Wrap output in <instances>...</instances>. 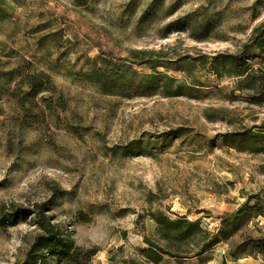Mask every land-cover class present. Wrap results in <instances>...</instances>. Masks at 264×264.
<instances>
[{
    "label": "rangeland",
    "instance_id": "1",
    "mask_svg": "<svg viewBox=\"0 0 264 264\" xmlns=\"http://www.w3.org/2000/svg\"><path fill=\"white\" fill-rule=\"evenodd\" d=\"M7 1L12 13L0 21V83L6 90L0 93V217L18 210L27 217L0 228V264L23 262L40 233L34 212L43 204L49 208L44 215L77 247L97 250L92 264L142 262V236L157 238L149 212L199 220L215 233L220 218H232L247 204L230 239L201 259L165 257L160 264H264L252 249L264 240V155L220 142L229 133L258 132L264 107L248 103L249 93L235 91V81L205 73L196 76L205 84L199 101L159 95L128 100L74 76L99 68L96 58L122 64L131 51L238 54L253 29L264 25V0ZM206 22L212 28L198 42ZM252 63L264 69L260 59ZM17 69L22 76L48 74L66 112L16 129L8 94L17 77L9 84L8 73ZM178 129L182 134L153 155L114 152Z\"/></svg>",
    "mask_w": 264,
    "mask_h": 264
},
{
    "label": "trees",
    "instance_id": "2",
    "mask_svg": "<svg viewBox=\"0 0 264 264\" xmlns=\"http://www.w3.org/2000/svg\"><path fill=\"white\" fill-rule=\"evenodd\" d=\"M85 0H77L84 3ZM12 5L7 0H0V21L11 15ZM186 23V22H185ZM212 26L209 22L200 28L196 41H204ZM180 31V30H177ZM254 59L264 63V25H258L238 54L220 53L213 57L201 55L169 56L163 51H131L128 60L122 64L110 58H96L99 68L87 72H77L78 81L91 85L108 96L125 99L152 98L159 95L164 98H188L196 101L203 99L205 84L197 80V74L205 73L217 81H235V91L248 92V103L264 107V69L253 64ZM145 67L147 73L136 70ZM173 71L182 75L177 80L165 73ZM9 84L16 78L14 88L8 94L13 123L16 129L23 131L36 123L55 118L58 113L67 110L66 101L58 93L51 77L43 72L26 73L23 76L18 69L8 73ZM5 85L0 83V93L5 92ZM183 132L178 129L167 132L153 140H134L114 150L122 157L142 154L153 155L170 146ZM218 141V140H217ZM212 142V141H211ZM225 147L239 153L264 155V126L258 132L247 130L223 135L220 140ZM214 143V142H212ZM232 218H220V225L215 233L204 228L199 220L191 222L186 217L171 219L161 212H149V221L154 225L156 239L142 236L144 248L139 250L143 259L139 262L128 258L122 264H160L165 257L186 260L189 255L201 259L204 255L224 241L230 239L238 230L246 215L245 207ZM35 226L40 233L35 236L21 264H92L97 250H84L77 247L61 229L53 224L44 214L49 211L47 205L37 206ZM1 215L0 228L16 226L26 221V211ZM142 216L137 217V224ZM254 242L249 243L252 245ZM262 244V246H260ZM264 240L256 243L252 249L264 258ZM121 249V248H119ZM110 261H114L111 257Z\"/></svg>",
    "mask_w": 264,
    "mask_h": 264
}]
</instances>
